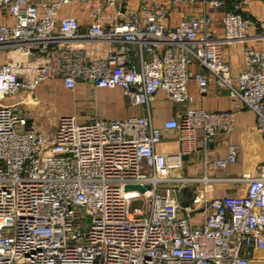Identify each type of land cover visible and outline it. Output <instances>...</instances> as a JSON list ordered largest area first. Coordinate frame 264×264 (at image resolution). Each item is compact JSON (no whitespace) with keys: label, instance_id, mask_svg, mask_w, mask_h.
<instances>
[{"label":"built area","instance_id":"obj_1","mask_svg":"<svg viewBox=\"0 0 264 264\" xmlns=\"http://www.w3.org/2000/svg\"><path fill=\"white\" fill-rule=\"evenodd\" d=\"M185 1L197 0H170ZM198 3L199 11L171 27L160 0L124 12L119 0H0V264H264V158L253 174L229 179L240 183L237 194L207 202L200 224L178 197L190 184L206 188L213 180L178 174L196 132L210 141L235 124L234 111L190 107L191 82L199 94L213 82L253 113L264 150V50L244 47L239 74L221 51L247 40L252 23L225 11L216 38L206 9L225 0ZM84 11L86 26L75 14ZM92 43L121 46L95 56ZM192 62L203 71H191ZM49 81L68 90L79 82L120 88L130 106L147 110L161 91L180 111L162 128L149 113L82 123L60 116L48 139L19 105L3 100ZM165 131L176 132L174 156L155 149ZM237 152L229 145L211 165L225 169Z\"/></svg>","mask_w":264,"mask_h":264},{"label":"crops","instance_id":"obj_2","mask_svg":"<svg viewBox=\"0 0 264 264\" xmlns=\"http://www.w3.org/2000/svg\"><path fill=\"white\" fill-rule=\"evenodd\" d=\"M144 0H124L125 8H136ZM166 10L165 23L168 26H175L182 19L196 13L200 9V3L185 1L182 4L173 5L170 0H160ZM207 13L212 18V30L214 37L222 36L221 15L225 11H237L244 18L251 21L249 36L243 43H229L221 47L222 57L229 70L239 74L245 70L243 60V48L251 47L264 50V0H225V4L219 9L207 8ZM106 15L112 14L111 9L105 10ZM75 14L78 16L81 25L88 23L87 13ZM119 43L90 44L89 51L95 56H103L110 49L120 48ZM0 53V62L3 60ZM193 72L203 70L196 62L190 64ZM188 92L193 97L190 107L201 108L212 112H235L234 129L230 134L219 132L210 141L202 139V131H197V139L193 151L183 155L182 169L178 174L189 177H209L213 179L204 188L200 182L187 186L189 193L184 195L182 191L178 197L183 204L188 196V203L185 205L191 210V222L200 224L204 221L206 213L204 208L210 200L221 199L226 196H235L240 183L230 181L245 173H254L257 165L264 158V150L259 133L257 132L256 117L253 113L235 104L227 92L218 88L210 82L207 92L199 94L196 84L188 85ZM5 105L17 104L22 109L28 121L35 130L45 136H49L48 128H45L47 120L56 124L60 116H73L78 122H86L94 118L105 120L124 119L131 116L152 117L154 127L162 128L165 120L175 118L180 107L168 101L163 92L159 91L151 99L148 110L143 107L130 106L128 99L120 88L105 89L95 88L91 84L79 82L74 90L64 88L62 82L52 81L39 84L32 92L19 91L14 96L3 100ZM49 112H54L48 117ZM43 115H46L45 117ZM45 118V121H44ZM166 139L158 143L155 149L167 156H174L180 150L176 140L175 131H165ZM236 145L238 147L237 159L225 169H216L211 162L227 155V147ZM177 173V172H176Z\"/></svg>","mask_w":264,"mask_h":264},{"label":"rangeland","instance_id":"obj_3","mask_svg":"<svg viewBox=\"0 0 264 264\" xmlns=\"http://www.w3.org/2000/svg\"><path fill=\"white\" fill-rule=\"evenodd\" d=\"M99 2L101 3V4H103V5H106V3H107V0H99ZM119 2L120 3H124V0H119ZM48 117H52L53 115H54V112H49L48 114L46 113V112H44ZM46 115H43L44 117L46 116ZM28 119V118H27ZM44 121H45V118H44ZM29 122V121H28ZM45 123V128H48L47 130H48V132L50 131V135L49 136H46L48 139H50L51 137H52V133H53V131H54V128H55V123L54 122H51V121H49V120H47L46 122H44ZM32 127H33V125H32ZM34 128V127H33ZM35 129V128H34ZM141 204V202L140 201H138V200H133L132 201V203H131V205L132 206H139Z\"/></svg>","mask_w":264,"mask_h":264},{"label":"water","instance_id":"obj_4","mask_svg":"<svg viewBox=\"0 0 264 264\" xmlns=\"http://www.w3.org/2000/svg\"><path fill=\"white\" fill-rule=\"evenodd\" d=\"M125 189H136V190H139V191H143L144 189H149V186H145V187H141V186H138V185H127L125 186ZM182 193L184 195L188 194L189 192L186 190V189H182ZM188 203V196L185 198V201L183 202V206L187 205Z\"/></svg>","mask_w":264,"mask_h":264}]
</instances>
